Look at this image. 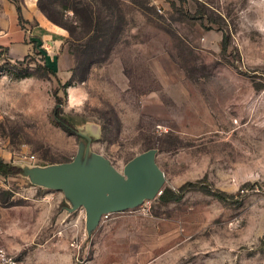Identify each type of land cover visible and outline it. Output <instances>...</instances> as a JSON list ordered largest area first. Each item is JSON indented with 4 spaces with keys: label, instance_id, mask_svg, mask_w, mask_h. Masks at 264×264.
Wrapping results in <instances>:
<instances>
[{
    "label": "rangeland",
    "instance_id": "rangeland-1",
    "mask_svg": "<svg viewBox=\"0 0 264 264\" xmlns=\"http://www.w3.org/2000/svg\"><path fill=\"white\" fill-rule=\"evenodd\" d=\"M17 1L52 30L24 23L22 63L0 50V157L24 169L0 175V264H264V0ZM152 148L163 190L232 197L158 195L92 226L39 180Z\"/></svg>",
    "mask_w": 264,
    "mask_h": 264
},
{
    "label": "water",
    "instance_id": "water-1",
    "mask_svg": "<svg viewBox=\"0 0 264 264\" xmlns=\"http://www.w3.org/2000/svg\"><path fill=\"white\" fill-rule=\"evenodd\" d=\"M83 161L51 165L39 169L40 183L65 191L75 208L85 207L89 225H96L104 214L125 211L163 192L164 173L156 161V149L144 151L120 172L109 159L97 155Z\"/></svg>",
    "mask_w": 264,
    "mask_h": 264
},
{
    "label": "crops",
    "instance_id": "crops-1",
    "mask_svg": "<svg viewBox=\"0 0 264 264\" xmlns=\"http://www.w3.org/2000/svg\"><path fill=\"white\" fill-rule=\"evenodd\" d=\"M158 1V0H155ZM24 19L28 22V30H52L42 14L26 13L22 9ZM37 24H33V20ZM24 28L19 25L18 12L16 5L10 0H0V50L6 49L10 60H20L31 50V41L26 37ZM35 35V34H34ZM40 37L48 36L47 34L39 35ZM29 41V42H26Z\"/></svg>",
    "mask_w": 264,
    "mask_h": 264
},
{
    "label": "trees",
    "instance_id": "trees-1",
    "mask_svg": "<svg viewBox=\"0 0 264 264\" xmlns=\"http://www.w3.org/2000/svg\"><path fill=\"white\" fill-rule=\"evenodd\" d=\"M17 12H18V20H19V25L24 28V23L27 22L22 14V7L20 3L17 0H13ZM73 7V6H71ZM73 9V8H72ZM77 11V8H75ZM86 15H83V20L85 22H88V24H92V21L94 17L92 18L91 9H86ZM0 56H1V51H0ZM24 60H20L19 62L22 63ZM46 71H53L51 68H49L47 65L44 66ZM6 69V68H4ZM55 95L57 97L56 100V107L54 109V115L55 118L57 119L58 123L69 133H76L79 135V137H86L85 135L81 134L78 131L77 124L74 123L71 119L68 117H65L62 113V107L60 104L62 103L61 97L58 96V90H55ZM24 172L23 167L14 165L10 162L5 161L3 158L0 157V175L4 177H10V176H15L18 174H22ZM199 187L202 191H204L207 194L214 195L215 197L219 198L220 200H227L229 197H232V195L228 194L225 191L219 190V189H212L208 185L202 182H187L183 186L179 188L178 191L172 190V189H164L163 192L160 195V199L163 201H179L181 200L186 192H188L191 189Z\"/></svg>",
    "mask_w": 264,
    "mask_h": 264
},
{
    "label": "built area",
    "instance_id": "built-area-1",
    "mask_svg": "<svg viewBox=\"0 0 264 264\" xmlns=\"http://www.w3.org/2000/svg\"><path fill=\"white\" fill-rule=\"evenodd\" d=\"M111 213H108V214H104L103 215V219H107L109 216H110Z\"/></svg>",
    "mask_w": 264,
    "mask_h": 264
}]
</instances>
